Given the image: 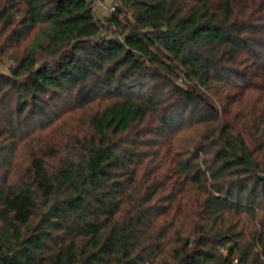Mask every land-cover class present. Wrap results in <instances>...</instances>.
<instances>
[{"label": "trees", "instance_id": "1", "mask_svg": "<svg viewBox=\"0 0 264 264\" xmlns=\"http://www.w3.org/2000/svg\"><path fill=\"white\" fill-rule=\"evenodd\" d=\"M117 1L0 0V264H264V0Z\"/></svg>", "mask_w": 264, "mask_h": 264}, {"label": "rangeland", "instance_id": "2", "mask_svg": "<svg viewBox=\"0 0 264 264\" xmlns=\"http://www.w3.org/2000/svg\"><path fill=\"white\" fill-rule=\"evenodd\" d=\"M101 4H98V0H94L95 10L98 17H103L109 15L110 7L112 5H119L117 0H100Z\"/></svg>", "mask_w": 264, "mask_h": 264}, {"label": "built area", "instance_id": "3", "mask_svg": "<svg viewBox=\"0 0 264 264\" xmlns=\"http://www.w3.org/2000/svg\"><path fill=\"white\" fill-rule=\"evenodd\" d=\"M98 4H99V5L101 4L100 0H98ZM117 6H118V5H112V6L110 7V12H114V11L117 9Z\"/></svg>", "mask_w": 264, "mask_h": 264}, {"label": "water", "instance_id": "4", "mask_svg": "<svg viewBox=\"0 0 264 264\" xmlns=\"http://www.w3.org/2000/svg\"><path fill=\"white\" fill-rule=\"evenodd\" d=\"M262 180H264V174L262 176H260Z\"/></svg>", "mask_w": 264, "mask_h": 264}]
</instances>
